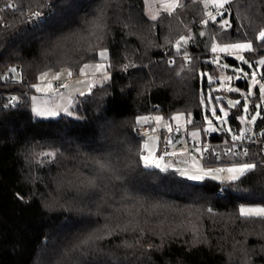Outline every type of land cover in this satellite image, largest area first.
I'll list each match as a JSON object with an SVG mask.
<instances>
[{
  "label": "trees",
  "instance_id": "trees-1",
  "mask_svg": "<svg viewBox=\"0 0 264 264\" xmlns=\"http://www.w3.org/2000/svg\"><path fill=\"white\" fill-rule=\"evenodd\" d=\"M48 1L53 13L26 27L25 16ZM204 1L179 0L181 7L160 10L155 19L147 0H14L16 8L6 9L7 25L0 26V72L9 76L0 81V264H264V217L239 210L241 204L264 206V131L249 137L237 118L240 108L229 109L231 131L242 128L255 143L245 146L247 155L221 154L203 165L256 163L232 182H195L172 168H145L144 138L133 133L139 117L170 120L184 113L204 140L202 101L212 85L205 74L216 79L224 71L212 44L252 42L246 58L264 55V41L256 39L264 29V0H234L216 23L203 17ZM225 19L230 26L221 27ZM187 33L192 40L177 51L174 41ZM102 49L107 81L78 96L70 115H33L29 98L41 72L75 74L100 62ZM167 51L175 53L171 64L163 60ZM220 62L249 68L228 55ZM14 67L19 71L10 72ZM235 84L248 90L246 79ZM263 125L260 119L255 131ZM227 137L210 133V141ZM98 160L109 166L100 170Z\"/></svg>",
  "mask_w": 264,
  "mask_h": 264
},
{
  "label": "rangeland",
  "instance_id": "rangeland-1",
  "mask_svg": "<svg viewBox=\"0 0 264 264\" xmlns=\"http://www.w3.org/2000/svg\"><path fill=\"white\" fill-rule=\"evenodd\" d=\"M173 2V0H147V11L149 12L150 16L154 17L158 14V12L160 10H165V11H170L172 9L166 7V5H170ZM205 4H208V9L210 12L214 13V11L216 10L214 7H212L210 0H205L204 1ZM156 7V8H155ZM214 15V14H213ZM204 35H205V31H203ZM202 35V36H204ZM182 37H191L192 40V35L187 33V35H183ZM181 37L179 38L180 41ZM178 41H174V48H176V44ZM213 44H217L220 45L221 47L224 44H219L214 42ZM104 49L100 50L103 51ZM98 52V58H100L99 53ZM169 52V51H167ZM172 52V51H171ZM214 53V52H213ZM247 52L244 53H239V55H243L245 56ZM175 53H172L173 57ZM185 55V54H184ZM215 57L216 61V57H219V64H225V62H220V58L222 57V55H228L231 56L232 58L236 59V55L237 53H233L231 55L226 54V53H222V52H216L213 54ZM252 57V56H250ZM245 58L249 61V63H251L252 67H249L248 64H245L247 68H243L241 66L239 67H233L230 65V67L228 68H223V73H221L219 75L218 78L214 79L212 78L210 75L206 74L207 76V80L209 83H211V88L208 90L207 96L206 98L203 100L202 105H203V113H204V125L202 127L204 132H226L227 134H229V137L226 138L227 140H233L232 137L234 135H239V133L242 130L239 131L238 134L233 133L232 131H229L230 127L228 124V116L226 118L223 117V113L220 111V109H224V111H226L228 113L230 108H234V107H230L229 106V101H236L239 100L240 104L235 106L239 107V113L237 114V118L240 121L242 127L245 125H248L250 127V131H249V137H253L255 134L257 133H262L264 131V125L263 127H261L259 129V131H255V125L256 123L261 119L264 120V107L262 106V100L263 98L261 97L260 94V85L264 84V65H261L259 63L260 60H264V55L254 59L253 58ZM183 60V59H182ZM237 60V59H236ZM165 61V60H164ZM239 61V60H237ZM241 62V61H239ZM255 62V64H254ZM97 63H102L105 65V70L107 75H109V72L107 71L106 68V62L105 60H102L100 62H95V63H86L89 65H95ZM243 63V62H241ZM188 64H189V59H188ZM187 64V65H188ZM227 64V63H226ZM83 67V65L81 66ZM80 67V68H81ZM79 68V69H80ZM237 69H242L243 71H236ZM69 69H61L58 71L55 70H48L45 71L47 72L48 75V79L44 82H41L39 77L45 73V72H41L38 77L36 82L33 84V88L34 91L32 92V94L30 95L29 98V105H30V110L33 113V115H35L36 117L39 118H45V119H52V118H56L60 115H70L71 112V108L72 106L75 104L76 102V98L78 96H82L86 93L90 92V89L92 88V86H95L97 84H100L104 79H103V73H97L95 75L92 74V72L94 71V67L88 71L87 75H81L79 70L77 71V73L73 74L71 77H69L67 75V71ZM71 71V70H70ZM255 72L256 73V80L259 82L257 84H253L252 83V73ZM58 73H62L61 78L59 80H53L52 76L56 75ZM247 73L248 75L245 77L243 74ZM239 75L241 76V79L238 80H242V79H246L248 81V90L244 91L241 88H238V86L235 84L236 80L235 77ZM231 76L233 77L232 80H226L224 79V77H228ZM209 77H211V79H209ZM58 81L60 82V86L59 87H55L54 86V82ZM79 81V82H78ZM52 85V91H37L36 87L34 86H38L40 88H47L48 84ZM62 84H67L69 85L68 88H64L61 87ZM89 85H91V87H89ZM230 88H235V89H239V91H229ZM249 89H251L252 95L248 96L247 93L249 91ZM219 92V93H217ZM241 93H244V95H241ZM212 94H215V100L212 97ZM257 96V98H255ZM255 99V100H254ZM252 103L254 104V108H252ZM247 104V107L249 109L248 113H245L243 111V106ZM257 105H260V107H257ZM215 108L216 109V116L222 117L224 119L227 120V123H222L221 121H218L216 119V116H213L212 114V109ZM34 109H38L40 111V115H37L36 112L34 111ZM259 112L260 115H258L256 117V122L255 124L252 123H247V122H242L241 119H239L240 117H245L246 120H250L252 115H256V113ZM178 114H182L184 117V120L181 121V123L183 124V127L181 128V131L184 134V139L179 143L181 144V149H180V153H184V157L186 158V160L179 164V165H174V164H167L169 167L168 168H172L178 171V174H180L181 176L189 179V176L192 175H200L202 177V179L199 180H193V179H189L191 181H202L205 178H209V179H214L220 182H232L234 180H232L231 177V173H229L227 171L228 168L230 167H236L239 166L242 163H247V162H252V161H244V162H238V163H234V164H229L226 165L224 167H205L203 165V159L197 157V154L200 153V144L205 142L202 139V133H201V129L198 127H190V123H187L188 120H191L190 116L185 115L184 113H175L173 114L171 117L178 115ZM155 116H160L162 117L160 114H153L152 117L149 116V122L148 123H154L156 125V127H158L159 129L164 131V135H163V141H166V137L169 134V131L167 130V127L165 126L167 125H171L172 129H174L176 127V121L172 120L170 118V120H165L163 118V120L161 121V123L159 125H157V123L155 122L154 119H152ZM207 118V119H206ZM208 120L212 121V126L216 129V131H206V129H208ZM193 133H198V135L194 136ZM152 138V139H150ZM205 139V137H204ZM246 139V138H245ZM225 141V142H226ZM236 141H240V140H236ZM246 141H248L246 139ZM254 141V140H253ZM145 143H148L149 148L150 149H154L156 156L158 157V149H159V144H160V138L157 135H149L148 137L144 138L142 140V155H146L147 153L145 152L143 145ZM259 143V142H258ZM191 144V146H193V148L190 150L187 149L188 145ZM161 163V161H160ZM143 164V162H142ZM165 164L161 163V168L164 167ZM189 165H197L198 166H202L204 172H207L209 169H223V171H213L211 175H204V172H198L197 171H193L191 170L189 172ZM158 168V169H161ZM201 168V169H202ZM195 170V169H194ZM237 180V179H236ZM241 208L244 209H260V208H264V206L261 205H257V204H241L239 206V210Z\"/></svg>",
  "mask_w": 264,
  "mask_h": 264
},
{
  "label": "snow or ice",
  "instance_id": "snow-or-ice-1",
  "mask_svg": "<svg viewBox=\"0 0 264 264\" xmlns=\"http://www.w3.org/2000/svg\"><path fill=\"white\" fill-rule=\"evenodd\" d=\"M234 2V0H210V3L212 5V7H214L216 9V13L217 15H220V16H223L224 15V12L225 11H229V9L226 7L227 5H230ZM182 5L179 3V0H173V2L170 4V5H166V7L174 10L175 8H178V7H181ZM7 7L9 8H13L14 5L12 3H9L7 5ZM205 7H208V4H205ZM0 11H2V9H0ZM41 15V13L39 11H33L32 12V17L35 18V17H39ZM207 16L209 18V20H211L213 23H216V16L213 15L212 12H208L207 13ZM153 19H155V17H153ZM100 21V17L97 18V24H96V27L97 28H101L102 27V24L99 22ZM203 23L205 25L208 24V20H205L203 21ZM2 26V25H0ZM225 26H230L229 25V21L227 19L223 20L222 24H221V27H225ZM200 35H204V33H200ZM189 39H191V37H181L180 41L177 42L176 44V48H177V51H179L180 47H181V44H187ZM257 40L259 41H264V29H261L258 33V36L256 37ZM253 43L252 42H234V43H226L224 44L222 47L220 45H217V44H212L211 46V51L216 53V52H222V53H226V54H233V53H237L236 55V59L245 63V64H248L249 67H252L251 63H249V61L245 58V56L243 55H239V53H244V52H251L253 51ZM99 56L102 60H107L108 58V54H107V51L106 50H103V51H100L99 53ZM185 59H189L187 56H185ZM215 62H219V57H216V61ZM259 63L261 65H264V60H260ZM94 67V71L92 72L93 75L97 74V73H103V79L105 81H107L110 77L107 75L106 73V70H105V65L102 64V63H97L95 64L94 66L93 65H89V64H84L83 67H81L79 69V72L81 75H87L88 74V71L87 70H90ZM127 67V66H125ZM222 68H228L230 67L229 64H222L221 65ZM10 71L12 73H15L17 71L16 68H11ZM236 71H240L242 72L243 70L242 69H237ZM48 73L45 72L43 73L39 79L41 82H44L48 79ZM61 75L62 73H58L56 75H53L52 76V79L53 80H59L61 78ZM67 75L69 77H71L73 75L72 71L68 70L67 71ZM206 75V74H205ZM245 77L248 75L247 73H244L243 74ZM209 79H211V77H209ZM224 79L226 80H232L233 77L231 76H228V77H224ZM235 79H241V76L237 75L235 77ZM79 82V81H78ZM252 83L253 84H257L259 83L257 80H256V73L253 72L252 73ZM36 87V90L37 91H52V85L49 83L47 88H40L38 86H34ZM61 87H64V88H68L69 85L67 84H62ZM89 87H91V85H89ZM260 94H261V97L264 98V84H261L260 85ZM229 91H239V89H235V88H230ZM241 95H244V93H241ZM248 96H251L252 95V92H251V89H249L248 93H247ZM13 100L16 99V97H13L12 98ZM203 102V101H202ZM240 104V101L239 100H236V101H229V106L230 107H235L237 105ZM257 107H260V105H257ZM34 111L36 112L37 115H40V111L38 109H34ZM220 111L223 113V117L226 118L228 116V113L226 111H224V109H220ZM243 111L245 113H248L249 109L247 107V104H245L243 106ZM212 114L213 116H216V109L213 108L212 109ZM260 115L259 112L256 113V115H252L251 116V119L250 120H246L245 117H240L239 119H241L242 122H247V123H252V124H255L256 122V117ZM222 117H219V116H216V119L218 121H221L222 123H227V120L224 119ZM152 119L155 120V122L157 123V125H159L161 123V121L163 120V117H160V116H155L153 117ZM172 120L176 121V130L179 131L182 127H183V124L181 123V121L184 120V117L182 114H178V115H175L173 117H171ZM207 119V118H206ZM149 122V118L148 117H139L136 121L137 124H142V123H148ZM208 129H206V131H216V129L212 126V121L211 120H208ZM187 123H191V120H188ZM167 127V130L169 132H172V127L171 125H165ZM229 131H231V129H229ZM194 136L198 135V133H193ZM245 136H246V133L244 131H241L239 133V135H234L232 137L233 141H236V140H243L245 139ZM152 139V138H150ZM168 143L171 144L172 143V140L169 139L168 140ZM143 148L145 150V152L147 153L146 155H141L140 156V160L143 162V166L145 168H161V163L160 161H163L164 159V155H177L178 153H175V152H172V153H164V155H161L159 157L156 156L155 154V151L154 149H150L149 148V145L148 143H145L143 145ZM205 151H207V149H205ZM229 151H232V149H229ZM184 153H179V155H183ZM247 150L244 151V155H247ZM51 155V154H49ZM97 165L98 167L100 168V170H105L109 165L105 162V161H102V160H98L97 161ZM169 166L167 164L164 165L163 168H161L162 171L166 170ZM195 167V165H194ZM257 167L256 163H253V162H247V163H242L240 164L239 166H236V167H230L227 169V171L229 173H231V179L232 180H236L238 179L240 176H243L245 175L246 173L248 172H251L252 170H254L255 168ZM197 171L198 172H203V169L201 168H197ZM213 171H216V172H219V171H223V169H209L207 172H204V175H211ZM189 179H193V180H199V179H202V177L200 175H192V176H189L188 177ZM17 198L18 199H21L23 200L24 197L21 196L19 193H17ZM209 211L211 212V209H209ZM240 214L242 216H245V217H252V216H258V217H264V208H260V209H244V208H241L240 209ZM85 244H87L88 242L85 241L84 242Z\"/></svg>",
  "mask_w": 264,
  "mask_h": 264
},
{
  "label": "built area",
  "instance_id": "built-area-1",
  "mask_svg": "<svg viewBox=\"0 0 264 264\" xmlns=\"http://www.w3.org/2000/svg\"><path fill=\"white\" fill-rule=\"evenodd\" d=\"M9 3H12L14 7L12 9L16 8V3L14 0H0V25L5 26L7 25V20L5 19L6 15V9L8 8L7 5ZM41 15L39 17H32V13H29L25 16L24 18V24L26 27H34L39 25L41 22L46 20L52 13H53V8L51 2H46L43 6V8L39 11ZM210 12L209 9L206 7L203 9V17L205 19H208L207 13ZM215 16H218L216 13V10L213 13ZM191 41V39H189ZM1 50V49H0ZM185 56L189 58L188 55H183V61L185 64H188V59H185ZM173 55L170 54L169 52H165L163 54V60H165L168 64L172 63L173 60ZM17 69L16 72L19 71L18 67H14ZM11 72V71H10ZM9 80V76L7 72L1 73L0 72V81L6 82ZM55 87L60 86V82L55 81L54 82ZM262 106L264 107V98L262 100ZM152 117V115H150ZM133 133L137 138H146L149 135H157L160 138V144H159V149H158V157L161 155H164V153H178L177 155H164L163 161H161L162 164H181L183 163L186 158L184 155H179L180 149H181V144H173V145H168L166 141L164 142L162 137L164 135V131L156 127V125L152 123H146V124H141L133 129ZM205 142L201 143L199 148H200V153L197 154V157L202 158V159H210V158H219L221 154H229L232 152L233 154H238L240 150L244 153L245 146L248 144H253L255 143L254 141H246V140H240V141H233V140H227L226 142H216V141H210V133L205 132ZM190 150L193 148L191 144L188 145L187 149ZM207 149V151H205ZM229 149H232V151H229Z\"/></svg>",
  "mask_w": 264,
  "mask_h": 264
},
{
  "label": "water",
  "instance_id": "water-1",
  "mask_svg": "<svg viewBox=\"0 0 264 264\" xmlns=\"http://www.w3.org/2000/svg\"><path fill=\"white\" fill-rule=\"evenodd\" d=\"M15 97L14 95H11L9 97V102L10 103H14L15 100H13L12 98ZM245 128H246V133H249L250 131V127L248 125H245ZM171 139L172 140V143L169 144L168 143V140ZM184 139V134L183 132L181 131V129L179 131L176 130V127L172 130V132H169V134L167 135L166 137V143L168 145H173V144H177L179 142H181L182 140Z\"/></svg>",
  "mask_w": 264,
  "mask_h": 264
},
{
  "label": "crops",
  "instance_id": "crops-1",
  "mask_svg": "<svg viewBox=\"0 0 264 264\" xmlns=\"http://www.w3.org/2000/svg\"><path fill=\"white\" fill-rule=\"evenodd\" d=\"M184 164V163H183ZM197 168H202V166H198L197 165V167H196V165H195V167H194V165H189V172L191 171V170H193V171H197ZM195 169V170H194ZM203 169V168H202ZM203 172H204V170H203ZM197 173H198V171H197Z\"/></svg>",
  "mask_w": 264,
  "mask_h": 264
}]
</instances>
